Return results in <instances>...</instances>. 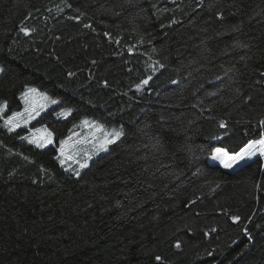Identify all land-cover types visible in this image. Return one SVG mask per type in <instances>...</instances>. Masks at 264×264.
I'll return each instance as SVG.
<instances>
[{
    "label": "trees",
    "instance_id": "trees-1",
    "mask_svg": "<svg viewBox=\"0 0 264 264\" xmlns=\"http://www.w3.org/2000/svg\"><path fill=\"white\" fill-rule=\"evenodd\" d=\"M0 66L5 118L25 85L73 108L28 126L43 149L0 119V264H264L261 158L208 163L264 131V0H0ZM84 118L124 136L76 179L54 156Z\"/></svg>",
    "mask_w": 264,
    "mask_h": 264
},
{
    "label": "snow or ice",
    "instance_id": "snow-or-ice-1",
    "mask_svg": "<svg viewBox=\"0 0 264 264\" xmlns=\"http://www.w3.org/2000/svg\"><path fill=\"white\" fill-rule=\"evenodd\" d=\"M133 0H128V3H132ZM70 6V5H69ZM28 17H26L27 19ZM73 19V17H68ZM217 18H220L219 16ZM79 19V17H76ZM175 22V21H173ZM85 27H90L85 25ZM20 31L24 33L25 36L30 34L29 29H27L23 22L20 26ZM34 31V30H33ZM233 32L238 31L237 27L232 28ZM107 35V33H106ZM142 42V38H141ZM238 47H247L245 44L237 45ZM155 71V69L153 70ZM5 74V69L0 66V75ZM71 76L72 73H69ZM152 79L149 76L147 79H144L141 83L147 85ZM219 79V78H218ZM175 83V82H174ZM139 85H137V90H139ZM20 99L24 101L25 107L23 111H12L10 115H7L6 118L4 113L8 109V102L4 101L0 103V119L3 120L2 127L6 129L8 133H19L18 129L21 127L28 128L33 120L41 115L42 112H45L49 107L60 106V110L56 111L53 107V112H55L56 118H67L73 113V108L63 107V101L57 98H53L47 92L39 91L36 87H30L25 85L23 91L20 93ZM251 97H247L246 102H250ZM80 125L88 126L90 129L94 130L91 137L90 143L91 148L80 149L78 146L82 142L77 140L74 143L72 141L74 135L77 133L72 132L69 129L70 135L64 139L59 140V147L56 148L57 155L54 156L60 167L65 172H70L71 176L76 179L81 178V172L84 169L90 167V162L93 157L99 155L101 152H107L110 145L116 144L124 136L123 128H111L110 130L106 127L104 123L93 119L84 118L80 120ZM261 125L264 126V120L261 121ZM75 127V125H74ZM219 127L221 129H226V122L221 120L219 121ZM28 135L19 136L20 140L27 141L29 145H33L37 149H43L48 146L54 145L56 143V133L50 130V127L47 125L41 127L28 128ZM101 133L100 136H96L95 133ZM220 139V137H216ZM192 151V149H189ZM82 156V159L78 158ZM259 156L264 159V131L260 133V139H250L239 151L230 152L223 147H216L212 153V159L219 162V166L226 170H234L237 167H246L249 166V163L253 160L254 157ZM24 159L28 160L27 156ZM69 162L75 163L76 167H71ZM264 169V165H261ZM42 172H47L46 169L41 168ZM230 219L233 223H236L240 220V217L237 215H232ZM251 220V217L249 218ZM212 231H215L213 229ZM245 233L247 234V228L245 227ZM208 235V233H206ZM251 239V237H250ZM179 247V245H177ZM213 253L209 252L208 256H212ZM155 264H163V258L159 255L154 258Z\"/></svg>",
    "mask_w": 264,
    "mask_h": 264
},
{
    "label": "rangeland",
    "instance_id": "rangeland-1",
    "mask_svg": "<svg viewBox=\"0 0 264 264\" xmlns=\"http://www.w3.org/2000/svg\"><path fill=\"white\" fill-rule=\"evenodd\" d=\"M20 101H21V103L23 104V106L25 107L24 101H23L22 99H20ZM53 107H56V106L49 107L45 112H42L40 116H42L43 114L47 113L49 110L53 109ZM40 116L37 117L35 120H33L29 126H31L32 124H34V123L37 121V119L40 118ZM109 130H110V129H109ZM93 131H94V130L90 129L88 126H82V125H80V121H79L78 123L75 124V127H73V129H72V132L77 133L78 135H74V136H73V139H72V141H70V143H74V142H76L77 140H79V141L82 142V143L79 144V146H78L80 149H88V148H91L90 140H91V137H92V135H93ZM28 134H29V133H28ZM28 134H26V135H28ZM69 135H70V133H68L66 137H68ZM95 135H96V136H100L101 133L96 132ZM66 137H64V138H66ZM64 138H63V139H64ZM26 142H27V141H26ZM105 153H106V152H101L99 155L94 156L93 159H92V161L95 160L96 158H98L99 156L105 154ZM212 153H213V152H212ZM210 157H211V156H210ZM78 158L82 159V156H80V157H78ZM256 158H260V157H259V156L254 157L253 160L256 159ZM208 160H209V159H208ZM253 160H252V161H253ZM261 160H262L263 165H264V159L261 158ZM92 161H91V162H92ZM91 162H90V163H91ZM69 163H70L71 167H73V168L77 166V165H76L75 163H73V162H69ZM208 163L211 164V165L219 166V162H218V161H214L213 159H210V161H208ZM219 167H220V166H219ZM237 168H238V167H237ZM84 170H85V169H84ZM84 170H82V171H84ZM224 170H226V169H224ZM234 170H235V169H234ZM227 171H233V170H227Z\"/></svg>",
    "mask_w": 264,
    "mask_h": 264
},
{
    "label": "bare ground",
    "instance_id": "bare-ground-1",
    "mask_svg": "<svg viewBox=\"0 0 264 264\" xmlns=\"http://www.w3.org/2000/svg\"><path fill=\"white\" fill-rule=\"evenodd\" d=\"M72 129H73V128H72ZM72 129H71V130H72ZM211 157H212V155H211ZM211 157L209 158V160H208V161H210V159H212Z\"/></svg>",
    "mask_w": 264,
    "mask_h": 264
},
{
    "label": "crops",
    "instance_id": "crops-1",
    "mask_svg": "<svg viewBox=\"0 0 264 264\" xmlns=\"http://www.w3.org/2000/svg\"><path fill=\"white\" fill-rule=\"evenodd\" d=\"M21 128H23V127H21ZM24 129V128H23Z\"/></svg>",
    "mask_w": 264,
    "mask_h": 264
}]
</instances>
